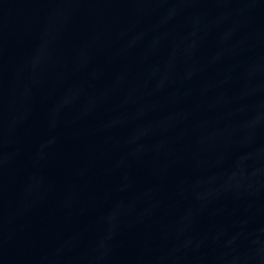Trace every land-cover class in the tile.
Segmentation results:
<instances>
[{
  "label": "water",
  "instance_id": "water-1",
  "mask_svg": "<svg viewBox=\"0 0 264 264\" xmlns=\"http://www.w3.org/2000/svg\"><path fill=\"white\" fill-rule=\"evenodd\" d=\"M0 264H264V0H0Z\"/></svg>",
  "mask_w": 264,
  "mask_h": 264
}]
</instances>
